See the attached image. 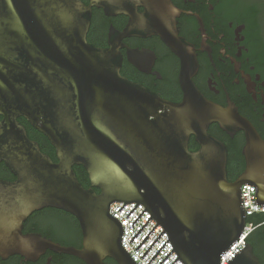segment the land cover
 Segmentation results:
<instances>
[{"label": "water", "instance_id": "obj_1", "mask_svg": "<svg viewBox=\"0 0 264 264\" xmlns=\"http://www.w3.org/2000/svg\"><path fill=\"white\" fill-rule=\"evenodd\" d=\"M144 12L138 13L137 7ZM92 7L105 15L129 17L120 37L157 35L182 60L179 83L184 97L173 103L120 74L121 57L113 42L101 49L86 35ZM169 0H0V163L14 180H0V257L27 253L22 222L47 207L73 214L84 234V251L41 247L75 255L86 264H136L121 245V223L109 214L114 202L140 203L148 220L163 231L183 264H220L246 222L241 186L254 187L247 170L227 179V149L208 133L218 123L229 136L246 133L260 145L254 127L235 112L205 100L191 82L192 60L183 53ZM112 35V33L110 34ZM190 59V58H189ZM24 118L54 148L56 162L41 152L18 122ZM193 136L197 151L188 149ZM262 144V143H261ZM264 160V158H263ZM250 162V161H249ZM263 163V164H262ZM261 171L264 174V161ZM81 166L90 187L73 171ZM93 188L99 189L97 194ZM29 240V239H28ZM58 248V249H56ZM170 252L159 263L161 264ZM34 255L40 253L33 248ZM227 264H261L252 246Z\"/></svg>", "mask_w": 264, "mask_h": 264}, {"label": "flooded vegetation", "instance_id": "obj_2", "mask_svg": "<svg viewBox=\"0 0 264 264\" xmlns=\"http://www.w3.org/2000/svg\"><path fill=\"white\" fill-rule=\"evenodd\" d=\"M81 1L85 5L90 2ZM169 2L174 12L173 27L184 40L183 53L189 61L192 60L190 69L194 70L191 75L194 88L205 100L247 120L262 143L250 147L245 131H236L231 137L218 123L209 125L208 133L227 149L228 181L234 182L251 163L248 178L256 190H264V174L260 169L264 161V0ZM137 12H144V7H137ZM128 22L129 17L124 14L107 16L103 9L92 7L86 40L101 49L110 48L113 42L121 57L120 74L123 77L143 85L165 100L181 103L184 97L179 83L181 58L157 35L121 38L120 33ZM188 149H199L193 136L189 139ZM8 172L5 165H0V180L12 181L6 178ZM10 178L14 180L12 174ZM87 181L88 186L84 188L90 187L88 176ZM93 189L97 194L100 192ZM255 226V230L263 229L264 234V219ZM21 240L30 246L28 252L14 253L4 259L0 257V264H86L84 259L75 255L38 247L43 241H50L61 249L84 251L81 225L65 210L47 207L32 212L22 222ZM246 244L251 245L248 239ZM256 244L257 255L264 259L263 246ZM33 248H39L40 253L34 255ZM103 263L117 264L110 257L104 258Z\"/></svg>", "mask_w": 264, "mask_h": 264}, {"label": "built area", "instance_id": "obj_3", "mask_svg": "<svg viewBox=\"0 0 264 264\" xmlns=\"http://www.w3.org/2000/svg\"><path fill=\"white\" fill-rule=\"evenodd\" d=\"M241 198L246 222L238 239L234 241L232 246L228 250H226V252L223 253L219 258L220 264H227V262L232 258V255L234 253L245 247L248 237L256 228V226L252 222H247V219L253 217L254 215L264 214V205H256L254 187L243 184L241 186ZM122 205L123 202H114L109 206V214L116 218L122 225L123 234L121 238V245L136 264H147V262L153 257V255L168 239V236L164 231L160 235V237L155 241V243L149 248V250L144 254V256L140 258L141 255L158 237V235L163 231V228L158 224L148 235V237L143 241V243L137 248V250H135V248L140 244V242L156 225V221L153 218H150V220L145 224V226L140 230V232L129 243L131 238L148 220L150 214L147 210H145L132 225L134 220L144 210V206L139 203L128 215V217H126V215L131 211V209L136 205V203H127L123 206L120 211H118L122 207ZM171 249L172 246L170 242L167 241L165 245L160 249V251L155 255V257L150 261L149 264H159L164 259V257L170 252ZM176 258V253L174 251H171L170 254L165 258V260L161 264H172V262ZM173 264L183 263L180 261V259H177Z\"/></svg>", "mask_w": 264, "mask_h": 264}, {"label": "trees", "instance_id": "obj_4", "mask_svg": "<svg viewBox=\"0 0 264 264\" xmlns=\"http://www.w3.org/2000/svg\"><path fill=\"white\" fill-rule=\"evenodd\" d=\"M18 122L25 128L28 138L30 140L35 141L39 145L41 152L48 155L54 162H56L54 148L50 145L47 138L41 133H39L36 129H34L24 118H18ZM0 165L4 166L3 163H0ZM72 169L79 183H81L83 187L88 186L87 175L85 173V170L81 166H73ZM10 176L11 173L9 171L6 175V178L13 180L12 178H10ZM85 182H87V184H85ZM263 219H264V214H258L247 219V222H252L254 225H257L259 221ZM262 231L263 229L258 228L257 230L254 231V233L252 232L248 238V242L252 245L253 252L256 255H257L256 243L258 244L260 243L261 246H263L264 248V234L262 233ZM257 256L261 258V262L264 264V259L260 255Z\"/></svg>", "mask_w": 264, "mask_h": 264}]
</instances>
